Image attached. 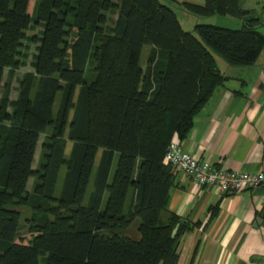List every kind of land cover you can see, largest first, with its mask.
I'll return each instance as SVG.
<instances>
[{
    "label": "trees",
    "instance_id": "trees-1",
    "mask_svg": "<svg viewBox=\"0 0 264 264\" xmlns=\"http://www.w3.org/2000/svg\"><path fill=\"white\" fill-rule=\"evenodd\" d=\"M200 1L180 4L240 26L185 31L160 0H32L30 13L31 0H0V264H176L191 224L167 208L173 176L165 149L173 134L187 135L226 79L212 53L247 66L264 47L260 15L241 0ZM37 25L39 36H27ZM27 43H37L32 73L18 79L10 100L3 72L10 77L23 65ZM20 220L25 242L17 239Z\"/></svg>",
    "mask_w": 264,
    "mask_h": 264
},
{
    "label": "crops",
    "instance_id": "crops-1",
    "mask_svg": "<svg viewBox=\"0 0 264 264\" xmlns=\"http://www.w3.org/2000/svg\"><path fill=\"white\" fill-rule=\"evenodd\" d=\"M250 3L264 0H241L243 8ZM218 70L226 79L193 116L187 135L171 138L216 167L264 171V47L252 64ZM172 176L167 208L191 224L179 239L176 264H264V189L219 195L181 172Z\"/></svg>",
    "mask_w": 264,
    "mask_h": 264
},
{
    "label": "rangeland",
    "instance_id": "rangeland-1",
    "mask_svg": "<svg viewBox=\"0 0 264 264\" xmlns=\"http://www.w3.org/2000/svg\"><path fill=\"white\" fill-rule=\"evenodd\" d=\"M113 1L117 2L118 0H113ZM160 1L167 4L173 10V12L176 16V19L180 25V28L185 30V31H192L193 26L196 23H205V24H210V25L216 24L214 26L218 25L220 27L235 29L232 27L233 22L234 21L238 22V19L231 17V16H227V15H222V16L221 15H211V16L194 15V14H191L189 12H186L180 4L182 1H190V2H194V3H200L201 2L200 0H160ZM250 5H251L250 8L253 9L256 13H258L260 15L261 26L259 28V31L261 33H264V15H263L264 12L261 11V10H263L262 6L264 5V3H250ZM31 7H32V0L28 5V9H27L28 13L31 12ZM115 17H116V14L114 12H111L109 14V19L106 23L107 27L112 26V24L115 20ZM237 26H239V24ZM39 32H40V27L38 25L33 26L31 29H29L27 31V36L38 37ZM36 45H37V43H27V45H26L27 48L24 50L25 59H24L23 65L18 67L10 77L7 74V70H4V72H3L4 83L7 82L9 84L8 97L10 100H14L16 97V93H17L16 89L18 86V83H17L18 79L26 72L32 73V67L30 66V63H31L32 56L35 54ZM149 49H150V47L148 45H143L141 48V52H140V56H139V64L143 67H144V65H146V57L149 54ZM212 55L215 58L216 65L218 68L222 69L224 67V65H228L219 55H217L215 53H212ZM77 90H78V87L75 89V95L77 93ZM56 99H57L56 100V104H57L58 99H59L58 95H57ZM44 136H45V134L39 135V139L37 142V146L35 148L34 159H33V163H32L33 168H35L38 164V160H39V156H40V143L43 140ZM70 146H71V143L68 142L66 145V149H65V156H68ZM99 155H100V150L97 151L95 158H94L93 168L91 170L89 181H88V184L86 187L85 196L92 189L94 173H95V170H96V167L98 164ZM115 159H116V157L113 158V164L111 167V172L114 168ZM65 171H66V168L64 165H62L59 169L58 176H57V181H56L55 190H54L55 195H57L60 191ZM33 182H34V178L30 177L27 181V186H26L27 190H30ZM125 204H127V200H126ZM19 237H22V238H17V239L19 241H22V242H25L27 237H28V234L26 233V229L24 228L23 220H20V224H19Z\"/></svg>",
    "mask_w": 264,
    "mask_h": 264
},
{
    "label": "built area",
    "instance_id": "built-area-1",
    "mask_svg": "<svg viewBox=\"0 0 264 264\" xmlns=\"http://www.w3.org/2000/svg\"><path fill=\"white\" fill-rule=\"evenodd\" d=\"M162 163L170 165L174 171L181 172L198 187L219 195L234 194L243 189H264V171L241 172L216 167L181 150L174 138L168 142Z\"/></svg>",
    "mask_w": 264,
    "mask_h": 264
}]
</instances>
